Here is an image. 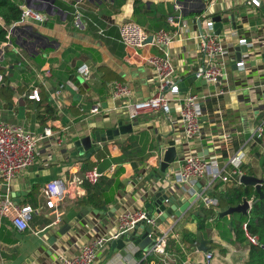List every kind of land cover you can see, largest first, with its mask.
<instances>
[{
	"label": "crops",
	"instance_id": "0c3cea01",
	"mask_svg": "<svg viewBox=\"0 0 264 264\" xmlns=\"http://www.w3.org/2000/svg\"><path fill=\"white\" fill-rule=\"evenodd\" d=\"M175 1L184 5L189 25V31L180 32L169 48L176 76L182 84L189 83L187 91L182 87L180 96L186 92L225 91L224 95L203 103L202 136L190 141L186 140L181 122L180 103L172 101L168 115L157 112L131 121L124 108L125 101H114L111 95L115 81L128 85L136 101L158 93V77L146 59L162 52L151 46L137 51L125 47L118 40L119 27L132 21L149 33L172 30L167 18L173 14ZM20 3L22 7L35 6L33 10L43 14L46 21L28 20L13 25L9 42L0 44V70L7 75L5 85L0 87V121L37 135L51 127L55 136L39 142L35 163L12 181L10 196L20 205L35 207L43 187L56 179L64 180L70 194L63 204L60 223L50 226L53 216L49 210L35 218L33 227L42 231L37 236L30 231H18L9 219H4L0 223V264H61L59 255H78L85 244L116 234L124 213L147 211L146 205L160 189L169 198H175L180 208L182 196L196 195L198 184L202 191L211 181V175H206L192 188L177 183L180 165L189 154L210 161L217 159L225 166L241 151L244 175L264 177V138L253 137L264 118V6L254 7L251 0H20ZM77 3L86 19L93 22L85 32L73 25ZM216 16L223 18L224 27L217 36L228 52L227 75L221 85L211 87L196 78L203 66L196 37L201 30L209 31L205 22ZM98 30L106 35H100ZM242 39H247V44H241ZM246 45L250 47L248 56L237 61V48ZM83 62L91 67L93 79L77 85L81 101H75L70 90L56 98L60 84L70 80L76 83V71ZM240 62L244 66H238ZM46 70L51 77H45ZM35 89L40 91V102L29 98ZM95 106H99L100 113L93 115L91 109ZM121 122L132 124L133 132L102 143V148L89 158L74 154L77 141L115 129ZM224 135L231 140H222ZM162 145L176 147L178 153L166 174L160 170ZM100 152L104 155L101 160ZM85 159L103 174L97 185L85 181V173L90 170L84 169ZM220 183L223 184L219 190L224 189L227 182L217 181L204 196L209 197ZM86 184L91 185L90 189ZM5 192L0 185V196ZM91 196L103 197L99 208L81 205ZM204 196L182 218L157 219L152 237L158 244L165 238V249L164 254L153 253L157 260L151 264H180L181 260L184 264H204L202 238L207 242L208 252L214 254L212 264L247 263L249 244L235 241L231 223L228 233L221 232L212 222L202 233L198 224L190 220L192 212L209 207ZM83 210L87 215L75 222ZM66 225L71 228L63 233ZM140 251L144 257L151 255L133 243L114 251L108 243L98 251L94 264H139L136 255Z\"/></svg>",
	"mask_w": 264,
	"mask_h": 264
},
{
	"label": "built area",
	"instance_id": "2783aa9c",
	"mask_svg": "<svg viewBox=\"0 0 264 264\" xmlns=\"http://www.w3.org/2000/svg\"><path fill=\"white\" fill-rule=\"evenodd\" d=\"M251 4L254 7L262 8L264 0H251ZM21 9L22 17L20 23L28 20L41 23L46 21V17L43 14L33 9L25 6H21ZM183 11L184 5L175 1L173 3V14L167 18L172 30L160 29L154 33H149L144 27L132 21L126 22L119 27L118 40L125 47L137 51L151 46L162 52L160 56H150L146 59L147 64L158 77L159 90L152 97L136 101L133 99L132 91L128 85L115 81L111 95L114 101H125L124 108L127 110L128 118L131 121H136L157 112L168 115L171 112V102L180 103L181 122L183 123L186 140L190 141L202 136L203 103L209 98L224 95L225 91L223 89L213 90L207 94L186 92L184 96H180L183 87L182 81L175 74V68L169 55V48L180 35V32L187 33L189 31L188 20L185 19ZM205 24L209 31L201 30L196 37L199 40L200 51L203 56V66L197 72L196 78L202 79L208 86L217 87L223 83L227 75L225 58L228 52L219 36L212 31L214 26L213 19H207ZM73 25L80 32H85L89 28V22L86 21L79 3L75 6ZM98 33L102 36L106 35L103 30H98ZM150 37L151 41H149ZM10 38L11 32L7 37V41L2 44L6 45ZM240 43L247 44V39L240 40ZM237 65L242 67L244 62H240ZM76 74L77 79L84 84L90 83L93 79L91 67L86 62L78 66ZM44 75L45 77H51V72L46 70ZM6 77L7 75L0 70V87L5 85ZM69 89L77 91L78 86L72 80L62 83L55 91V97H61ZM29 98L40 102V91L35 89ZM99 113V106L91 109V114ZM54 134L51 127L46 128L42 134L37 135L26 131L20 126L0 121V185L6 189V192L0 196V223L4 219H9L18 231H30L37 236L42 231L33 227V222L36 217L43 214L44 210H49L53 216L50 226L61 222L64 216L63 204L70 194L64 180L56 179L46 184L42 189L41 198L38 199V205L35 207L30 204L20 205L10 196L12 181L35 163L39 142L45 138L55 136ZM59 134L60 132H57L58 137ZM253 137L264 138V118L255 130ZM222 140L230 141L231 137L224 135ZM243 160L241 151L233 156L225 166L220 165L217 159L210 161L205 159L204 156L189 154L180 165L177 183L192 188L198 180L206 175H211L209 185L199 193L200 199L217 181L228 182L230 179L237 177L238 184H241V177L244 176L241 168ZM102 176L101 171L94 167L85 173L84 178L89 184L96 185ZM204 203L210 206L216 202L212 198L204 196ZM250 203L252 207V201ZM157 219L147 211L126 212L120 217L119 231L116 234L85 244L78 255L71 257L59 255V260L61 264H94L98 251L105 245L119 240L123 235L132 232L141 223L148 224L153 228L156 226ZM244 229H247V224L244 225ZM248 237L252 244H257L256 237ZM164 249L165 238H162L160 239V244L154 247L153 253L164 254ZM213 259L214 254L206 252L204 264H212Z\"/></svg>",
	"mask_w": 264,
	"mask_h": 264
},
{
	"label": "water",
	"instance_id": "95a60500",
	"mask_svg": "<svg viewBox=\"0 0 264 264\" xmlns=\"http://www.w3.org/2000/svg\"><path fill=\"white\" fill-rule=\"evenodd\" d=\"M0 22L4 24L3 20H0ZM213 22V33L215 35H220L224 27L222 16L214 17ZM149 41H151V37ZM249 51L250 47H248L247 45L237 48V61L241 60L244 55L248 56ZM188 85V82L182 84L184 91L188 90ZM69 90L73 94L75 101H81V96L76 91L72 89ZM132 132V124L125 125L121 122L115 129L107 130L105 133L102 134L96 132L95 137L87 136L77 141L75 143L76 151L74 154L76 156L86 155V157L89 158L96 151L102 148V143L113 141L116 137L126 135ZM177 157L178 153L176 147L169 145L160 146V170L163 174H166L167 170L176 162ZM241 184L245 186L255 187L256 190L260 193L261 187L264 184V177L259 178L255 176L244 175L241 177ZM200 187V184L195 187V190L198 194L190 198H187L185 196H182L180 198V208L176 206L175 198H169L167 195L164 194V191L160 189L157 193H154L152 201L146 205L147 212H149L153 217L160 218L161 220H166L172 216L182 218L183 215H185L187 211L191 209L193 204L199 199V193H201ZM167 205H169V207H167ZM251 208L252 207L250 201L245 199L243 203L235 207H229L227 210L219 212L217 221L223 219L224 217H230L235 213L248 216L251 212ZM84 215H87L86 210H83L82 213L78 215V217L75 219V222H78V220L82 219ZM70 228V225H66L62 232L66 233ZM152 232L153 229L150 225L141 223L140 225L136 226V228H134L132 232L123 235L119 240L111 242L112 250H123L129 245V243H133L140 249L149 252L151 255H153L154 247L158 244V241L152 237ZM200 250L205 253L209 251L207 242L203 238L201 241Z\"/></svg>",
	"mask_w": 264,
	"mask_h": 264
},
{
	"label": "trees",
	"instance_id": "16d2710c",
	"mask_svg": "<svg viewBox=\"0 0 264 264\" xmlns=\"http://www.w3.org/2000/svg\"><path fill=\"white\" fill-rule=\"evenodd\" d=\"M21 17L22 9L19 0H0V20L4 21V24L0 22V44L7 41V37L12 31L11 27L20 23ZM76 83L78 86L81 84L79 80H76ZM102 158H104L103 153H98V159L101 160ZM94 167V163H91L89 159H85V170L93 169ZM231 180L224 184V189L222 190H219V188L223 183L218 184L209 193V197L216 203L208 208L201 207L199 210L192 212L190 220L196 222L199 226V231L203 233L209 222L219 225L224 219L229 218L235 241L241 244H249V258L246 264H264V184L259 193L255 187L238 184L237 177ZM86 186L90 189L91 185L86 184ZM245 199L252 201L251 212L248 216L235 213L231 217H224L217 221L219 212L225 211L229 207H235L243 203ZM103 202L102 196L99 198L91 196L88 201L81 205L90 204L99 208ZM245 224H247L246 230L244 229ZM248 236L256 237L257 244H252ZM222 252H224L223 249ZM136 256L139 264H151L152 261L157 260L156 254L144 257L141 251ZM183 261L181 260L180 264H184Z\"/></svg>",
	"mask_w": 264,
	"mask_h": 264
},
{
	"label": "rangeland",
	"instance_id": "374dc122",
	"mask_svg": "<svg viewBox=\"0 0 264 264\" xmlns=\"http://www.w3.org/2000/svg\"><path fill=\"white\" fill-rule=\"evenodd\" d=\"M28 6L30 7V8H32V9H35L36 7L35 6H33V5H30V4H28ZM85 19H86V17H85ZM90 19H86V21H88L89 22V29H90V27L93 25V22L92 21H89ZM229 223H230V221L228 220V219H224L222 222H220L219 223V225H218V229L221 231V232H226V233H228V231H229V229H230V227H229Z\"/></svg>",
	"mask_w": 264,
	"mask_h": 264
}]
</instances>
